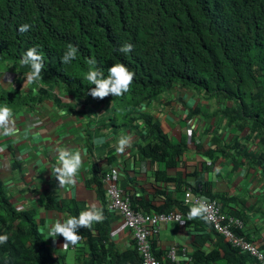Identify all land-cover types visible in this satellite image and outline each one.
Returning <instances> with one entry per match:
<instances>
[{
    "label": "trees",
    "instance_id": "1",
    "mask_svg": "<svg viewBox=\"0 0 264 264\" xmlns=\"http://www.w3.org/2000/svg\"><path fill=\"white\" fill-rule=\"evenodd\" d=\"M22 24L31 27L20 33ZM125 42L134 45L127 54L119 51ZM68 44L78 46L79 52L75 60L63 64L61 57ZM32 47H37L45 61L38 84L26 81L30 66L19 63ZM92 57L105 75L107 68L121 62L134 71L129 92L102 100L88 95L95 86L83 77L89 69L86 60ZM1 68L0 105L7 104L14 114L32 110L48 98L67 106L64 99L69 97L78 107L87 101L79 108L82 113L91 114L102 105L131 117L143 102H151L175 85L192 90L202 101L211 103L212 112L207 114L217 120L207 132L212 131L218 153L228 154L239 166L244 163L243 157L248 163L258 162L264 179V0H0ZM9 69L16 72V77L7 85L4 71ZM201 106L191 107L185 117L186 121L198 118L194 126L187 124L191 135L197 132L200 120L205 122L202 112L206 108ZM146 125L144 130L153 137L147 136L150 143L139 147L140 157L175 166L178 155L186 149L185 143H172L151 116L146 117ZM135 126L138 128L137 123ZM224 128L234 132L228 140ZM250 143L257 146L256 153L249 151ZM209 154L219 156L212 151ZM21 169V162L12 164L14 172ZM103 176L95 165L88 184H97L98 197L106 207ZM158 177L167 182L175 180L176 187L181 183L182 189V180L165 174ZM203 182L201 177L184 190L193 186L201 193L198 184ZM58 186V180L48 183L45 206L78 216L84 204L65 202ZM26 190L22 188L23 193ZM204 194L223 204L232 199L213 192L209 181L204 182ZM167 196L162 205H151V209L144 202L138 205L134 198L132 202L135 208L148 211L169 212L177 206L183 212L187 209L183 201ZM38 220V208L18 204L0 179V235H9L8 242L0 245V264H62L54 257ZM95 228L99 230L97 236L91 229L79 230L81 242L87 236L90 247L89 260L84 264H103L101 246L108 239V228L103 223H95ZM229 246V253L241 264L247 258L256 261ZM200 252L194 255L197 264L216 259L215 253ZM127 257L140 261L137 248Z\"/></svg>",
    "mask_w": 264,
    "mask_h": 264
},
{
    "label": "crops",
    "instance_id": "2",
    "mask_svg": "<svg viewBox=\"0 0 264 264\" xmlns=\"http://www.w3.org/2000/svg\"><path fill=\"white\" fill-rule=\"evenodd\" d=\"M182 91V92H181ZM65 105H60L53 99H46L36 108L24 109L14 114L15 134L0 135V179L11 189L15 201L26 207L36 206L39 212V228L49 241V247L62 264H84L89 260L90 247L87 236L83 242L70 249L63 248V237H48V227L56 220L70 217V213L57 208L45 206V190L48 183L56 180L52 175L57 161V148L66 147L72 151H81L84 155L83 168L77 176L75 185L59 187L60 198L69 203H82L81 211L95 203L103 209L105 220L102 222L108 228V239L102 244L101 257L103 264H139L127 257L135 250L133 233L125 227L124 218L117 212L104 211L105 206L97 194V184H88L95 165L102 171L110 166L120 169V182L124 189L132 194L136 203L144 202L151 209L165 202L167 193L173 200H183V192L189 181L202 179L208 182L213 192L226 194L232 198L224 201V210L240 216L245 220L243 233L264 248V179L262 165L253 161L244 162L240 166L226 155H220L213 142L212 131L207 128L216 122L209 112L211 103L202 101L194 91L182 90L174 86L162 93L151 102H143L133 114L131 127L118 129L105 118L99 108L96 112L82 113L76 102L69 97L64 99ZM82 104V103H81ZM201 104H204L202 107ZM205 109L202 114L205 122L200 120L197 132L189 136L188 123L194 126L197 117L186 121L188 110L197 106ZM208 111V112H207ZM151 116L172 143H185L184 149L177 157V164L170 167L166 162H159L151 158L145 161L140 158L139 146L150 142L149 135L144 131L148 128L146 117ZM137 123V127L135 124ZM147 134V136H145ZM234 132L231 128H224V137L228 140ZM131 136L132 143L124 153H118L116 148L121 136ZM152 139V138H151ZM224 143V140H223ZM221 145V143H220ZM255 147L253 146L252 150ZM219 154L212 156L209 152ZM232 153L236 151H231ZM238 155V153H236ZM22 163L21 171L14 172L12 164ZM142 162H145L142 164ZM219 169V171H217ZM201 173H203L201 175ZM163 174L182 180L183 185L176 187L175 180L167 182L158 176ZM27 190L23 193L22 188ZM164 192V193H163ZM175 207V206H174ZM191 206L183 212L178 206L174 210L183 213L185 223L173 221L162 226L155 242V249L159 255L166 257L170 247L177 246L182 264H197L194 259L182 256V248L187 249L188 257L197 252L206 255L215 253L216 259L200 264H241L229 252H232L225 239L215 232L204 219L187 220V213ZM92 233L95 236L99 230L93 224ZM231 260H230V259ZM242 264H260L253 258L244 260ZM199 264V262H198Z\"/></svg>",
    "mask_w": 264,
    "mask_h": 264
},
{
    "label": "clouds",
    "instance_id": "3",
    "mask_svg": "<svg viewBox=\"0 0 264 264\" xmlns=\"http://www.w3.org/2000/svg\"><path fill=\"white\" fill-rule=\"evenodd\" d=\"M31 25L29 24H22L20 25L18 31L20 33H25L29 30ZM134 48V45L132 43L125 42L120 48L119 51L121 53L127 54L130 53ZM79 52V48L76 45L68 44L62 57L61 61L63 64L71 63L73 60L77 58ZM19 63L24 66H30V71L26 75V81L28 83H37L42 79V70L45 67V61L43 55L40 53V51L37 49V47H32L26 51V53L22 56ZM86 63L89 65V69L86 73V75L83 77L89 85H94L95 87H92L91 90L88 92V95H90L94 99H104L108 97L109 95H112L114 97H121L125 93L129 92L131 85L133 84L135 72L130 70L127 65L124 63H114L111 67L107 68V75H105V71L98 66V62L95 57L88 58L86 60ZM5 76V84L9 85L12 84L15 77L16 72L14 70L11 71V69L4 71ZM178 86V85H175ZM89 101V100H88ZM76 102V100H75ZM87 101H82L80 103L79 108L84 105L83 103H86ZM77 103V102H76ZM97 103V102H96ZM101 108V112L103 114L101 115L103 118H105L108 121H112L113 125L118 128H128L131 127L130 124L134 123L135 121H131V117H125L123 114H121L119 111H112L110 106H102L99 105ZM115 115V116H114ZM120 116V117H119ZM235 130V129H234ZM16 127H15V119H14V112L13 109L8 106L7 104L0 105V135L4 136H12L15 134ZM145 131V130H144ZM192 130L187 128V132L189 136H192ZM146 132V131H145ZM147 133V132H146ZM147 136V134H145ZM148 138V137H147ZM226 138V137H225ZM151 141V140H150ZM132 143V137L129 136H121L118 140V146L116 148V151L118 153H124L127 147H130ZM150 142H146L145 144H141L140 146H145ZM255 148L253 150H250V152L256 153L257 146L255 144H251ZM139 146V147H140ZM2 150V146H0V151ZM57 151V161L54 168H51L52 175L56 180L59 182L58 187H65L67 185H75L77 183V176L80 173V170L83 168L84 163V155L81 151H72L69 148L66 147H60L56 149ZM232 153V152H231ZM140 161H145L143 158H139ZM145 162H142V164ZM167 164V163H166ZM168 165V164H167ZM169 166V165H168ZM97 170L99 173H104L103 176V186L105 190L106 195V207L109 208V200H110V193H109V184L112 181H115L117 184L122 196L124 198H128L130 205L133 210L136 212H140L144 216H149L151 220L147 223V228L150 232H153L149 236V240L151 243L150 247V253L154 258H156L160 264H182L181 258L178 254V248L177 246H172L169 248L166 257L159 255L156 252L155 249V242L157 237L160 234V231L162 229V226L177 221L181 224L185 223V219L183 217V213L179 210H172L169 212H159V211H148L141 208H135L132 202V194L128 192L126 189H124L120 182V169L118 166H110L108 168H104V170L100 171L98 166ZM219 171V169H217ZM114 177V178H113ZM191 183H194V181H189ZM198 190L201 191V193H197L194 190L193 186H189L187 189L183 192V202L186 206H191L189 212L187 213V220L191 221L197 218L204 219L207 221V223L210 224L212 229L217 232L220 236H222L228 245H231L234 249H236L241 254H248L251 257L250 253L247 251L241 250L239 245L236 243V239L238 237L243 238L244 240L254 243L257 245L261 250L262 248L253 240L249 239L244 233L245 228V220L241 218L238 215L229 213L224 210V204L222 201L218 199H213L206 194H204V182L198 184ZM188 191H191L194 196L200 195L204 196L208 199L216 200L221 204L223 213L227 214L228 217L237 218L242 222V225L240 226H231V235L232 237H229L225 234L220 233L213 225L211 221L208 220V214H209V205L206 201V198H202L198 202H194L193 198H190L188 200L186 193ZM113 212L119 213L123 218L125 222V227L129 228L131 232L133 233V237L135 240V249L137 248L138 254L140 256L139 264H143L144 257L140 250V246L138 244V240L135 236V229L128 225L126 217L124 213L120 209H111ZM171 216V218H169ZM166 217V218H164ZM103 209L99 208L95 203L90 204L86 210H83L79 213L78 216H70L65 219L56 220L54 224L50 225L48 227V237L56 238L59 236H63V248L66 250L68 247L71 246H77L83 239L82 235L80 234L81 228L91 229L93 224L95 223H102L105 220ZM157 218V220H155ZM9 240V235L7 233L0 235V245L6 244ZM175 247L176 249V255L177 260H172L171 257H169V251ZM230 247V246H229ZM231 248V247H230ZM264 253V251L262 250ZM182 256L184 260H187V258L194 259V256L188 257L187 249L185 247L182 248ZM256 258V257H254ZM256 260L262 264L257 258ZM195 261V259H194ZM196 262V261H195Z\"/></svg>",
    "mask_w": 264,
    "mask_h": 264
},
{
    "label": "built area",
    "instance_id": "4",
    "mask_svg": "<svg viewBox=\"0 0 264 264\" xmlns=\"http://www.w3.org/2000/svg\"><path fill=\"white\" fill-rule=\"evenodd\" d=\"M109 193V207L111 209H120L124 213L128 225L135 229V236L138 240L137 242L144 257L143 264H160V262L156 258H154L150 253L151 243L149 240V236L153 232H150L149 229L146 227L149 220H151L149 216H144L140 212H136L132 209L129 199L124 198L122 196L115 181H112L109 184ZM186 196L188 200H190V198H193L195 203L201 200L202 198H206L200 195L194 196L191 191H188L186 193ZM206 201L209 205L208 220L213 223L214 227L220 233L232 237L231 226H240L242 225V222L237 218L228 217L227 214L223 213L221 204L218 201L208 198H206ZM169 218H171V216H169ZM155 220H157V218H155ZM235 241L237 245H239L241 250L247 251L252 256L256 257L262 264H264V253L257 245L248 242L240 237H238V239H236ZM176 253V249L175 247H173L169 251V257H171L172 260H177Z\"/></svg>",
    "mask_w": 264,
    "mask_h": 264
},
{
    "label": "rangeland",
    "instance_id": "5",
    "mask_svg": "<svg viewBox=\"0 0 264 264\" xmlns=\"http://www.w3.org/2000/svg\"><path fill=\"white\" fill-rule=\"evenodd\" d=\"M0 70H4L3 68H1ZM218 105L216 104V107H217ZM120 117V116H119ZM101 118L103 119V117L101 116ZM252 148H253V145H249V149L250 150H252Z\"/></svg>",
    "mask_w": 264,
    "mask_h": 264
}]
</instances>
